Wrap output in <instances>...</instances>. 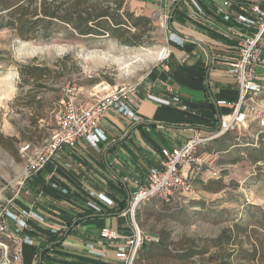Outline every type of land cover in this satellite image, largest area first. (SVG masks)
Returning a JSON list of instances; mask_svg holds the SVG:
<instances>
[{
    "label": "rangeland",
    "instance_id": "obj_1",
    "mask_svg": "<svg viewBox=\"0 0 264 264\" xmlns=\"http://www.w3.org/2000/svg\"><path fill=\"white\" fill-rule=\"evenodd\" d=\"M114 1L104 4L114 9ZM128 3L123 0L129 9ZM155 14L157 10H148L152 22L142 36L144 43L136 46L106 36L83 37L60 24L22 40L0 25V133L10 137L7 146L0 144V188L25 163L20 144H37L58 128L56 111L68 85H76L78 99L85 100L90 91L101 94L110 86L135 85L153 69L165 44V30L154 20ZM35 64L49 68L46 76L25 83L19 66ZM36 116L39 119L32 121ZM195 155L200 164H192L194 198L175 195L169 202L150 198L135 210L138 226L154 241L162 238L178 248L183 236L206 240L240 223L237 244L244 248L251 241L264 244V129L256 123L236 128L199 146ZM4 239L0 236V241ZM136 264L195 262L156 253L149 261L137 258Z\"/></svg>",
    "mask_w": 264,
    "mask_h": 264
},
{
    "label": "crops",
    "instance_id": "obj_2",
    "mask_svg": "<svg viewBox=\"0 0 264 264\" xmlns=\"http://www.w3.org/2000/svg\"><path fill=\"white\" fill-rule=\"evenodd\" d=\"M199 1L210 14L214 13L212 6L222 2ZM239 2L261 0H233L236 11L243 9ZM128 4L127 9L137 15L159 10L158 0H129ZM188 7L187 0H180L170 24L173 32L190 39L182 45L170 43L171 55L157 58L153 69L136 82L129 96L130 108L140 121L106 111L100 121L108 134L106 142L94 146L79 140L73 149L64 147L61 160L48 161L12 201L16 208H29L35 201L37 212L46 220H33L34 243L23 246L22 264H93L95 257L86 251V244L105 250L106 257L99 264H122L113 258L114 246L102 240L99 233L103 227L121 234L132 232V217L118 208L123 202L128 204L127 197L135 188L133 177L145 175L158 163L161 148L181 145L195 135L206 136L218 126L221 115L232 111L238 98L236 83L213 62L215 56L231 55V51L218 43L206 23L192 24L185 19ZM149 92L159 98L178 94L188 108L160 103L147 97ZM220 100L225 103H218ZM51 182L65 186L68 193L52 188ZM92 190L110 196L116 205L102 213L90 209L86 201L94 198ZM10 226L14 227V222L10 221ZM50 226L59 232L51 233ZM61 226L64 228L60 230Z\"/></svg>",
    "mask_w": 264,
    "mask_h": 264
},
{
    "label": "built area",
    "instance_id": "obj_3",
    "mask_svg": "<svg viewBox=\"0 0 264 264\" xmlns=\"http://www.w3.org/2000/svg\"><path fill=\"white\" fill-rule=\"evenodd\" d=\"M180 0H158V11L154 20L165 30V44L160 51L165 59L171 55L169 44H184L190 38L178 35L171 30V19ZM188 9L185 19L192 24L209 26L218 43L224 44L231 55L215 56L213 62L221 72L227 74L237 86L238 98L232 105V111L221 115L217 127L206 136L195 135L181 145L160 149V160L149 168L145 175H135L132 182L134 190L127 197L128 204L123 209L132 217V232L120 233L109 227L101 228L99 236L106 243L114 246L113 258L122 264H134L138 251L155 238L142 230L134 221V212L140 204L158 197L169 202L175 195L187 199L194 198L192 184V164H200L195 155L199 146L236 128L247 129L253 123L264 129V0L261 3L239 2L242 10L232 7L233 0H222L214 4V13L210 14L199 0H187ZM203 25V24H202ZM135 85H121L104 89L103 93L90 91L85 100H79L76 85L66 87L56 111L58 128L45 140L37 143L20 144L19 152L25 163L17 176L0 188V264H22L23 246L34 243L35 222L44 223L45 218L37 212L35 201L29 208H16L11 205L24 184L36 176L48 161L61 160L64 147L73 149L79 140L98 146L108 140V134L100 126L106 111L120 113L132 122H139L140 117L130 108L129 96ZM147 97L166 105H178L185 110L188 105L178 94L170 98H159L150 92ZM225 103L220 100L218 103ZM51 187L68 193V188L51 182ZM9 192L10 195H6ZM94 198L86 201V206L97 213L116 205V202L104 193L92 190ZM14 222V227L10 226ZM64 228V227H63ZM62 226L60 228L63 229ZM50 232L57 234L59 229L50 226ZM154 239V240H153ZM86 251L94 256L93 264H99L106 257L104 249L86 244Z\"/></svg>",
    "mask_w": 264,
    "mask_h": 264
},
{
    "label": "trees",
    "instance_id": "obj_4",
    "mask_svg": "<svg viewBox=\"0 0 264 264\" xmlns=\"http://www.w3.org/2000/svg\"><path fill=\"white\" fill-rule=\"evenodd\" d=\"M104 1L106 0H0V25L14 30L22 40L34 37L39 31L48 30L51 25L60 24L72 28L83 37L106 36L126 46L142 45V36L149 29L151 18L128 10L123 5V0H115L114 9L105 5ZM48 70L44 65L19 66L25 83L38 82L46 76ZM38 119L36 116L32 121ZM8 140L10 137L0 133V144L7 146ZM126 204L127 202H123L118 211L124 209ZM240 225L233 223L232 228H225L217 236L206 240L183 236L178 248L157 238L138 251L134 264L137 258L149 261L156 253L179 260L192 259L195 264H264L263 243L251 241L244 248L242 244L235 242L239 230H242ZM228 245L230 247L225 251L224 247ZM210 247L214 249L210 251ZM207 253L208 258H205Z\"/></svg>",
    "mask_w": 264,
    "mask_h": 264
},
{
    "label": "bare ground",
    "instance_id": "obj_5",
    "mask_svg": "<svg viewBox=\"0 0 264 264\" xmlns=\"http://www.w3.org/2000/svg\"><path fill=\"white\" fill-rule=\"evenodd\" d=\"M159 53H160V57H161L163 53H161V52H159ZM160 57H159V58H160Z\"/></svg>",
    "mask_w": 264,
    "mask_h": 264
}]
</instances>
